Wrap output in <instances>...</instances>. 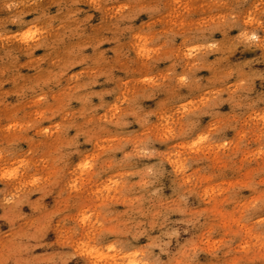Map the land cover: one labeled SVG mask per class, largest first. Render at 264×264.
Returning <instances> with one entry per match:
<instances>
[{
	"label": "clouds",
	"instance_id": "9594fccd",
	"mask_svg": "<svg viewBox=\"0 0 264 264\" xmlns=\"http://www.w3.org/2000/svg\"><path fill=\"white\" fill-rule=\"evenodd\" d=\"M0 264H264V0H0Z\"/></svg>",
	"mask_w": 264,
	"mask_h": 264
}]
</instances>
